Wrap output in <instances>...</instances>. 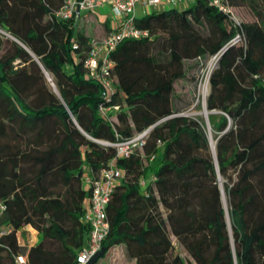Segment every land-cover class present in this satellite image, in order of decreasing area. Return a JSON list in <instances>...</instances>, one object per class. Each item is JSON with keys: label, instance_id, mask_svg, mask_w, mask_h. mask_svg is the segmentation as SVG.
<instances>
[{"label": "trees", "instance_id": "1", "mask_svg": "<svg viewBox=\"0 0 264 264\" xmlns=\"http://www.w3.org/2000/svg\"><path fill=\"white\" fill-rule=\"evenodd\" d=\"M228 1L256 20L238 25L207 0L137 17L149 35L113 51L117 92L108 101L84 65L95 36L54 15L65 0H0V29L12 37L0 33V203L13 229L0 264H16L28 225L39 233L30 264H79L91 230L84 173L116 156L102 141L151 126L143 151L117 159L126 179L108 206L107 255L122 246L136 264H187L175 237L196 264H264V0ZM216 55L207 100L214 151L208 124L181 113L191 102L178 105L175 83ZM101 105L120 106L116 121Z\"/></svg>", "mask_w": 264, "mask_h": 264}, {"label": "built area", "instance_id": "2", "mask_svg": "<svg viewBox=\"0 0 264 264\" xmlns=\"http://www.w3.org/2000/svg\"><path fill=\"white\" fill-rule=\"evenodd\" d=\"M192 1L193 0H65L63 6L54 11V15L59 19L68 20L75 18L80 22L84 13L93 12L106 4L110 5V30L105 36H95L91 40L90 49L84 62L89 75L99 81L104 87V95L109 101L114 93L117 92L115 79L112 75L115 64L111 57L113 51L125 39H141L149 35L147 30L141 29L136 25L138 6L153 7L156 10H167L173 7H182ZM207 1L211 6L229 14L236 24H242V19L238 16L228 0ZM243 38L244 33L240 32L231 42L236 43ZM74 47H77V44H74ZM119 108V105H114L112 107L101 105L99 112L106 120L114 122L116 121V116L111 114V111ZM152 128L153 126L142 132L136 133L132 137L116 142L102 141L105 145L116 147V156L98 173H93L92 169L84 173L83 181L90 189V196L83 219L89 224L91 230L87 243L77 256L79 264H86L103 247V242L109 235L110 220L108 216V206L115 187L126 179V170L117 165V159L121 157H130L136 151H143L146 137ZM141 184L145 186L146 181L142 180ZM5 211L6 205L0 203V248L5 247L2 239L13 231L11 226L2 223ZM21 233L22 230L18 231L19 242ZM25 249V251L14 253L13 256L16 264H30V247L27 246ZM117 250L118 248L116 247L113 248L112 251L110 250V252L114 253L116 256V254H118Z\"/></svg>", "mask_w": 264, "mask_h": 264}, {"label": "rangeland", "instance_id": "3", "mask_svg": "<svg viewBox=\"0 0 264 264\" xmlns=\"http://www.w3.org/2000/svg\"><path fill=\"white\" fill-rule=\"evenodd\" d=\"M195 2L196 0H193L191 4H194ZM108 7L107 8L103 7L102 13H107V14L109 13V15L111 16V12L109 11ZM153 10H155L153 7H149V10H147L146 12L142 7L138 6L137 17L139 18L144 17L146 14L152 12ZM235 11L244 22H253L256 20L254 13L248 7H245V6L238 7L235 9ZM92 13L95 15H98L99 20L101 22L105 18L104 15L97 14L96 11H93ZM101 28L102 27L98 24V22H96L95 19H88L86 21H83L82 19L79 22V30L84 31L85 33L89 35L99 36L98 34L101 33ZM0 33L6 37H11L9 33L5 32L2 29H0ZM213 60L216 63L215 65L216 67L218 56H212L204 67L199 68L196 66L194 67L192 66V69L191 71H189L188 76L183 79H178L175 83L176 101L178 105L185 106L186 104L191 102V105L185 111L181 113L182 114L185 113L194 119H198L203 122H206L208 124L207 132L210 138V142H211V139L216 141L215 136H214L216 133L213 132L211 125L209 123V115L207 118L206 113L204 114L206 109L208 110L207 101L205 102V100H203V96H200L199 86L202 83H206V82L210 84V78H211L212 71L211 72L209 71L208 65L210 61H213ZM194 63L195 62L191 61L192 65H194ZM208 112L210 114L211 111L208 110ZM225 199L227 201L226 195H225ZM228 223H229L230 230L232 231L230 219L228 220ZM26 229L28 228H25L24 230ZM26 232H28V234H30L31 236L32 230L30 228L26 230ZM173 242L176 247V252L185 258L187 264H190V263L196 264L195 261L192 259V257L188 254L186 249L177 242V239L175 237H173ZM23 246L27 248L28 245L25 244ZM117 248H118L117 250L118 254H116V256L114 253H110V255L108 254L104 258L100 259L97 264H136L135 260H129L127 256H124L122 254V250H123L122 246H117Z\"/></svg>", "mask_w": 264, "mask_h": 264}, {"label": "crops", "instance_id": "4", "mask_svg": "<svg viewBox=\"0 0 264 264\" xmlns=\"http://www.w3.org/2000/svg\"><path fill=\"white\" fill-rule=\"evenodd\" d=\"M103 7H105V8L108 7L109 11L111 12V8H110L109 4L103 5L99 9L95 10L97 14L105 16V18H104V20L102 22L99 20V16L93 14L92 12L84 13L83 18H82L83 21H86L88 19H95L96 22H98V24L102 27L101 28V33L98 34L100 37L105 36L110 30V15H109V13L108 14L107 13H102ZM140 7H142L146 12H147V10H149V7H143V6H140ZM87 35H89V34H87ZM26 228H28V229L30 228L32 230L31 236H30V234H28V232L25 235L23 233H21V235H20V243L22 245L27 244L29 247H31L32 245H34L38 241L39 233H38V231L36 229H34L30 225H28ZM28 229H26V230H28Z\"/></svg>", "mask_w": 264, "mask_h": 264}, {"label": "water", "instance_id": "5", "mask_svg": "<svg viewBox=\"0 0 264 264\" xmlns=\"http://www.w3.org/2000/svg\"><path fill=\"white\" fill-rule=\"evenodd\" d=\"M220 58V57H219ZM219 59L217 60V63H218ZM214 70V69H213ZM212 70V71H213ZM46 75L47 77L49 78V80H52L50 77H49V73L46 72ZM53 84V88H54V91L59 94L58 90H57V87L54 83ZM210 85V84H209ZM60 95V94H59ZM208 118V116H207ZM209 137V135H208ZM210 139V138H209ZM215 150H216V144H215ZM222 183V182H221ZM222 193H223V196H224V200L226 201L225 199V189H224V186H223V183H222ZM229 220V219H228ZM108 253V248L106 246H103L86 264H97L98 261L102 258H104Z\"/></svg>", "mask_w": 264, "mask_h": 264}, {"label": "bare ground", "instance_id": "6", "mask_svg": "<svg viewBox=\"0 0 264 264\" xmlns=\"http://www.w3.org/2000/svg\"><path fill=\"white\" fill-rule=\"evenodd\" d=\"M215 61H210L209 65H208V68H209V71L211 72L214 68H215ZM50 77V75H49ZM52 82V81H51ZM199 92H200V96H203V100H205V102L207 101V98H208V94L210 92V85L208 82L206 83H202L200 85V89H199ZM206 113V116L209 115V112L208 110L206 109V111L204 112V114ZM215 144H216V141H214L213 139H211V146H212V149L215 151Z\"/></svg>", "mask_w": 264, "mask_h": 264}]
</instances>
